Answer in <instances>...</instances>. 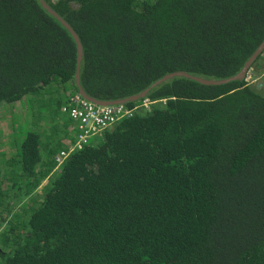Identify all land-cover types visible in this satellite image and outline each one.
I'll list each match as a JSON object with an SVG mask.
<instances>
[{
    "label": "trees",
    "instance_id": "16d2710c",
    "mask_svg": "<svg viewBox=\"0 0 264 264\" xmlns=\"http://www.w3.org/2000/svg\"><path fill=\"white\" fill-rule=\"evenodd\" d=\"M45 1L82 42L89 97L149 90L156 104L54 171L77 139L59 128L79 93L77 46L39 0H0V105L28 97L54 124L36 120L0 169V264H264V96L247 78L153 87L238 74L264 41V0Z\"/></svg>",
    "mask_w": 264,
    "mask_h": 264
},
{
    "label": "rangeland",
    "instance_id": "374dc122",
    "mask_svg": "<svg viewBox=\"0 0 264 264\" xmlns=\"http://www.w3.org/2000/svg\"><path fill=\"white\" fill-rule=\"evenodd\" d=\"M247 81L250 85H253L256 88V91L264 96V53L260 56V58L257 60V62H255V64L249 71ZM31 105L32 104L28 102V97L23 98L22 101H19L13 105L8 103L0 105V169L4 167L6 161L12 159L17 155L21 146L23 136H25L28 131L35 130L36 120H40V125L46 124V126L48 127V129H46L49 131V128L54 125L52 119L50 120L49 117L45 115L46 112H43L44 114L42 115V118L36 119V114ZM151 109L152 108L150 107L149 109L143 110L142 112L139 111L138 114L147 113V111H151ZM68 123L69 121H61L59 123L60 127H58L61 128L63 125H66L68 127ZM70 125L71 126H69V130L62 131L61 133L64 135H68L67 138H62L65 143H69V138L73 139L75 135L73 133L74 130L71 122ZM68 131L71 133V136L69 135ZM95 141L96 140H92L91 143ZM54 171H57V169H54ZM25 182L26 184H23V188L16 186L15 189L9 192V200L6 203L8 205H11V208L9 209L13 212L15 210H19L25 203L30 201L31 195L29 196L26 193L32 188L33 182L32 180H27ZM46 183L47 179L42 182V184L36 189V191H34L33 194H43ZM6 187L7 185L4 184L2 186L3 190H7ZM9 215L10 214L8 211L0 208V225L2 224V226H5L4 223H1V220L4 217L7 218ZM1 230L2 228L0 227V231Z\"/></svg>",
    "mask_w": 264,
    "mask_h": 264
},
{
    "label": "built area",
    "instance_id": "2783aa9c",
    "mask_svg": "<svg viewBox=\"0 0 264 264\" xmlns=\"http://www.w3.org/2000/svg\"><path fill=\"white\" fill-rule=\"evenodd\" d=\"M156 102L143 99L134 106L110 105L100 106L85 99L79 93L70 96L69 104L62 108L74 124L77 139L71 147L55 156L56 169L74 153L87 147L96 138L102 137L106 131L112 130L118 123L132 117L139 111L149 109Z\"/></svg>",
    "mask_w": 264,
    "mask_h": 264
},
{
    "label": "water",
    "instance_id": "95a60500",
    "mask_svg": "<svg viewBox=\"0 0 264 264\" xmlns=\"http://www.w3.org/2000/svg\"><path fill=\"white\" fill-rule=\"evenodd\" d=\"M39 2H40V5L42 6L43 9H45L51 16H53L58 22L61 23V25L73 37V39L76 43V46H77L76 84L79 87V94L82 97H84L85 99L90 100L93 103H96L97 105H100V106L121 105V104H128L130 102L135 103V102L140 101L141 99L146 98L147 94L149 93V90H146L143 93L136 95V96H133V97H130L128 99L119 100V101H111V102H102V101H98L96 99L89 97L80 85V69H81V63H82V60L84 57V53H83V45H82V42H81L78 34L75 32V30L72 28V26L68 22L65 21L64 18H62L55 10H53L50 7V5L45 0H39ZM263 53H264V41L260 44V46L257 48V50L252 54V56L246 61V63L244 64V66L242 67L240 72L238 74H236L235 76L229 78V79H223V80H219V81L209 80V79H204L201 77H196V76L190 75L184 71H181V72H175V73L166 75L165 77L160 79L158 82L154 83L153 87L157 86L163 82H166L168 80H171L173 78H176V77H184V78L198 82V83L205 85V86H220V85L228 84L230 82L243 81L247 78L249 71L251 70V68L253 67L255 62L258 60V58Z\"/></svg>",
    "mask_w": 264,
    "mask_h": 264
},
{
    "label": "crops",
    "instance_id": "0c3cea01",
    "mask_svg": "<svg viewBox=\"0 0 264 264\" xmlns=\"http://www.w3.org/2000/svg\"><path fill=\"white\" fill-rule=\"evenodd\" d=\"M65 121H69V122H71L69 119H67L66 117H63V119H62V122H65ZM73 122V121H72ZM71 122V123H72ZM72 125H73V130L75 131V129H74V124L72 123ZM74 133V132H73Z\"/></svg>",
    "mask_w": 264,
    "mask_h": 264
},
{
    "label": "clouds",
    "instance_id": "9594fccd",
    "mask_svg": "<svg viewBox=\"0 0 264 264\" xmlns=\"http://www.w3.org/2000/svg\"><path fill=\"white\" fill-rule=\"evenodd\" d=\"M248 75H249V73H248ZM247 78H248V76H247ZM144 99H147V98H144ZM141 100H143V99H141ZM140 100V101H141ZM139 102V101H138ZM155 102V101H154ZM135 103H137V102H135ZM121 105H127V106H129L128 104H121ZM152 107V106H151ZM56 169V168H55ZM58 170V169H57Z\"/></svg>",
    "mask_w": 264,
    "mask_h": 264
}]
</instances>
